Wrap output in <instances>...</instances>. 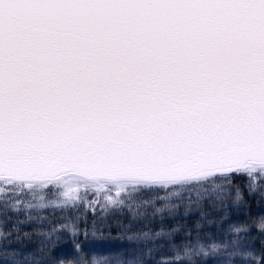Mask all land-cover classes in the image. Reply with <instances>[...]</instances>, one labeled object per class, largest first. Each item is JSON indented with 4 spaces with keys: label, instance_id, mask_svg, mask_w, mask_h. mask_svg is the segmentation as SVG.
I'll list each match as a JSON object with an SVG mask.
<instances>
[{
    "label": "snow or ice",
    "instance_id": "6c2138e0",
    "mask_svg": "<svg viewBox=\"0 0 264 264\" xmlns=\"http://www.w3.org/2000/svg\"><path fill=\"white\" fill-rule=\"evenodd\" d=\"M0 264H264V0H0Z\"/></svg>",
    "mask_w": 264,
    "mask_h": 264
}]
</instances>
